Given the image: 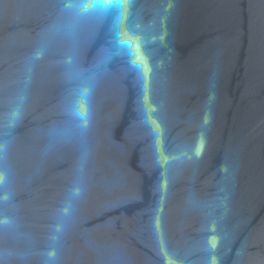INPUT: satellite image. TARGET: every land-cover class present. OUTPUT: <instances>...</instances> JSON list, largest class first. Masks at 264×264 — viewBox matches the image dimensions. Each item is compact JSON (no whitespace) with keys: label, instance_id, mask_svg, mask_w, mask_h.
Returning <instances> with one entry per match:
<instances>
[{"label":"water","instance_id":"1","mask_svg":"<svg viewBox=\"0 0 264 264\" xmlns=\"http://www.w3.org/2000/svg\"><path fill=\"white\" fill-rule=\"evenodd\" d=\"M0 264H264V0H0Z\"/></svg>","mask_w":264,"mask_h":264}]
</instances>
